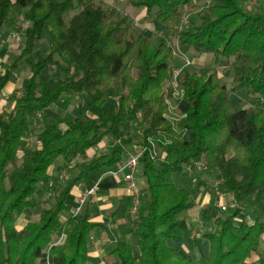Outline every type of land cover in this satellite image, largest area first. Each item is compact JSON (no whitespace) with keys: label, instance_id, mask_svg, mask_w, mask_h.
Returning <instances> with one entry per match:
<instances>
[{"label":"trees","instance_id":"16d2710c","mask_svg":"<svg viewBox=\"0 0 264 264\" xmlns=\"http://www.w3.org/2000/svg\"><path fill=\"white\" fill-rule=\"evenodd\" d=\"M120 1L144 11L179 46L222 58L225 67L193 62L198 71H181L172 97L173 55L161 34L132 33L128 17L113 16L99 0H0V34L14 14L28 22L17 31L19 55L0 62V92L21 66L30 74L12 114H0V264H37L43 257L48 264H87L91 234L105 224L92 221L88 205L71 216L67 201L77 185L124 163L123 151L113 146L114 129L135 125L141 127L134 141L141 152L140 197L136 222L127 218L138 253L118 241L108 264H264V0ZM193 12L196 20L184 24ZM44 38L48 52L40 54L36 47ZM49 66L57 69L52 83L39 79ZM227 69L230 88L222 81ZM111 89L117 97L112 117L100 110L48 123L41 115L74 95L100 109ZM235 91L253 96L254 106L235 110L229 100ZM58 159L68 175L55 189L49 170ZM197 172L216 174L234 206L225 216L211 203L201 209L208 251L193 259L173 247L188 231L179 216L195 206L173 176ZM9 174L14 178L6 187ZM41 191L53 193L47 207L37 220L18 226ZM62 213H68L63 221Z\"/></svg>","mask_w":264,"mask_h":264},{"label":"rangeland","instance_id":"374dc122","mask_svg":"<svg viewBox=\"0 0 264 264\" xmlns=\"http://www.w3.org/2000/svg\"><path fill=\"white\" fill-rule=\"evenodd\" d=\"M84 0H81V2H83ZM120 0H116L113 2H118ZM102 3V2H101ZM106 7L108 8L109 11H111L113 13V16H115L116 14H122L124 16H127L128 19L131 21L130 25L132 26V33L137 34L139 32H142L141 27L136 26L137 22L136 20H132L130 19V16H128V14H126L125 9H126V5L122 2L121 3H116L113 6H110L108 3H106L105 1L103 2ZM131 9V8H128ZM133 10V9H131ZM72 14V13H71ZM70 14V15H71ZM193 18L192 17H186V15L183 17V23L186 24L187 22H189L190 20H196L195 19V14L196 12H193ZM13 17H15V19L12 21L11 24H9L8 26H6L5 28V32H1L0 37L1 39L6 38V36L10 33V31H12L13 29H15V31H19L20 28L22 29L23 26H21L22 22L25 24H28L27 21H24V17L22 13H17L16 15L14 14ZM20 17H22V22L20 21ZM140 20H138L139 23ZM21 26V27H20ZM156 28H160L162 29L161 31H163V27L160 26L159 24L155 23ZM148 30V29H147ZM146 35H152V31L150 32L145 31ZM161 34L166 41V45L169 48V50L172 52V60H171V67H170V72H169V83L171 81V79H173V72L176 71L178 73H180L181 71L188 69L189 71L191 69H193L194 71H198V67H196L197 65H202V64H212V65H218L219 69H222L223 67H225V60L222 58H213L211 56H207V55H203V56H196L194 54L193 51L191 50H186L184 47L179 46L176 39L171 38L169 35V32L164 31L159 33ZM5 40V39H4ZM48 39L44 38L39 45L36 47V49L38 50V53L40 54H45L46 52H48ZM15 44V43H13ZM10 44L8 47H10V49L8 51H6L5 49L2 50L1 54H0V60H4L5 56H7L5 58V61L7 60L8 63H11L12 61H14V59L19 55L20 50L16 47L13 48ZM16 45V44H15ZM1 47H0V51H1ZM43 52V53H42ZM3 53V54H2ZM195 63V65H192V63ZM63 64V63H62ZM54 67H48L46 72H43L40 76L39 79L40 80H44L48 83H52L55 79L54 75ZM220 71V70H219ZM4 70L1 68L0 69V74L3 73ZM26 73L27 70L22 66L18 71H16L14 73V77L17 74V77L21 80H23L26 77ZM220 75V74H219ZM177 78L179 77V75H176ZM222 81L224 82V84H227L228 88H230L232 85L231 83V71L230 70H224L222 73ZM168 83V84H169ZM169 86V85H168ZM167 87V85H166ZM229 100L232 104V106L235 108V110H242V109H251L254 104H255V99L253 96H247L243 91H235L234 93H230L229 95ZM64 100L62 99L58 104H59V109L57 110L56 108V114L55 116L52 115L50 112H46L45 113V121L48 123H56L57 121H60L63 117H68V116H72L78 113H83L89 116H94L95 114H97L100 110H104L106 112H108L109 116L112 117L115 110H116V101H117V97L115 96V91L113 89L109 90L107 93V97H106V103L103 107H101L100 109L95 107V106H90L87 107V104L85 101L81 102L80 101V105L78 107V111L76 110V106L73 105L74 104V99H69L68 104L66 105L64 102ZM134 131V132H132ZM130 132V135H132V141H137L139 135H137V133H139L141 131V127L139 125H135L133 126V130ZM115 132V137H116V141H112L114 142L113 146L117 147V148H121L124 146V140L126 139V137L129 135L128 131H117V129H114ZM136 135V136H135ZM124 137V138H123ZM63 161L61 159L56 160V162L54 163L55 165H62ZM72 173H75L76 170L72 169L71 171ZM198 174H194L195 176H191L192 173H190L188 176H181V175H174L173 176V180L174 183L176 184V186L180 187V188H184L187 189L191 195V197L193 198V200H195V206L190 209L189 211L183 212L179 218L184 220L187 223L188 226V231L184 233L183 238H182V242L178 245H173V247L178 250L179 252H181L182 254L189 256L191 258H195L192 251L197 249V252L199 254V257L203 258L208 251V245H207V241L205 240V238L202 236L207 230H203L200 231L198 229V225L197 224H193L191 222V216H199L200 211L202 209L203 206V202L201 201L202 198L207 197V195L209 196V198L211 199V204H213L214 209L222 216L228 215L231 213V208H228L226 205L225 206V200L223 201V199H225V196L228 194L223 193L220 190V187L217 186V183H219L216 180V174L212 173V172H197ZM14 178L13 174H9L5 180V185L6 187L10 186V183L12 182ZM63 181V180H62ZM137 185L141 184V180L139 179L138 174H136V179H135ZM55 194V192H54ZM223 196L222 198H217V201H220L222 206L227 207L225 211H221L220 208H218L217 206H215V201H216V197H220ZM73 205V200L72 198L68 199L67 201V206L68 209L69 207H72ZM39 213V208L34 207L28 211H26L24 214L27 215V217L25 218V222H33L36 219V217H34L35 215H37ZM258 216L257 213H254L251 215L250 217V221L255 219V217ZM68 217V213H62L60 215V219L63 221ZM207 228V227H206ZM215 226L212 228L214 229ZM191 233H195L197 234L196 240H192L190 238ZM119 242L121 243H126L129 244L131 246V249L133 251L134 254L138 253V249H137V240H136V236L133 232L129 233L127 235V238L125 237H121V239H119ZM91 259L88 260L87 264H92V261H90Z\"/></svg>","mask_w":264,"mask_h":264},{"label":"crops","instance_id":"0c3cea01","mask_svg":"<svg viewBox=\"0 0 264 264\" xmlns=\"http://www.w3.org/2000/svg\"><path fill=\"white\" fill-rule=\"evenodd\" d=\"M99 1H102V2L105 1L110 6H113L116 3H119V4L121 3V5H122V2H123V1L112 2L110 0H99ZM125 12H126V14H128V16H130V19L140 20L139 23H138V20H136V22H137L136 26L141 27L142 31H148V30L150 32L152 31V35L156 34V33L159 34V33L163 32V31H161L162 29L156 28L155 24L149 23V21L145 19L144 11L136 12L135 10H131V9H128L126 7ZM2 32H5V29L2 30ZM4 39L6 40V44L1 47L2 49L0 51V54H1L3 49H5L6 51H8L10 49V47H8V46L10 45L11 42L8 39V35ZM15 44H13L11 46L13 48H16V47L18 48V42ZM48 45H49V43H48ZM6 57L7 56H5V58ZM5 58H4V60H0V62L5 61ZM6 63H8L7 60H6ZM46 70H45V72H46ZM56 71H57V69L55 68L54 69L55 75H56ZM55 75H54V77H55ZM29 76H30V74L27 71L26 77L23 80L22 79L20 80L16 74L15 77L13 76L12 80L5 87V89H3L0 92V114H2L4 116V118L7 119L12 114V109L14 107V100L19 97L20 91L23 87V84L29 78ZM70 98L74 99L73 105L76 106L77 111H78V107L80 105V101L81 102L85 101L84 97L82 95H74V96H69V97L64 98L63 102L66 105H69L68 102H69ZM56 108H57V110L60 108L59 104L52 106L48 109V111L43 112L41 114L42 117H44V119H45V113L46 112H50L52 115L55 116L56 114H54V113H56ZM75 115H77V114H75ZM68 117H66V118H68ZM64 119H65V117H63L61 120H64ZM132 130L133 129L131 128V131ZM119 131L120 130H118V132ZM129 132H130V130L128 131V133ZM132 132H134V131H132ZM130 134L131 133H129V135L124 140V146L120 148L123 151V154L125 156V160L127 159V157L134 155L136 153V146H135L134 142L132 141V137H131L132 135H130ZM116 140L117 139L115 137V141ZM109 148H111V147L100 149L98 151V154L107 153ZM22 156H23V154L20 153L19 159H21ZM74 167H75V164L72 163L71 168H74ZM65 168H66V165L63 162L62 165H55V166L53 165L49 170V172L52 176V183H53L55 189H58L59 185L62 182V176L61 175H62V172L65 171ZM116 168H118V167H116ZM116 168H113L109 171H114ZM67 175H68V173H67ZM66 178H67V176H66ZM98 178H99V181H98L96 190L92 196H90L86 199L84 206L88 205L90 215L92 217V221L94 223L105 224V227L104 228H97L91 234V238H90V242H89V249H88V260L91 259L90 261H92V264H96L97 257L100 256V257H103L105 263L108 264V262L111 259V258H109V252L112 250V247L114 246V244H116L119 241V239H121V237L127 238V235L132 232L131 225L128 222V218H127L128 209H129V202H128V197L126 195V192L124 190V185H123V181H122V174L112 175V174H108L105 172V173L100 174L97 177L93 176L91 182H89L85 185H80V184L77 185L73 189V192H72L71 196L69 197V199L72 198V200H73L72 207H74L76 204V199L81 197L83 195L84 191L87 188H89L93 183H95ZM135 179H136V175H135ZM52 194L53 193L48 194L47 192L41 191L36 196L35 202L38 204L37 208H39V213L34 216V217H36V219L39 218L41 210L43 208L47 207V204L49 203L48 202L49 201V195L52 196ZM224 200L226 202L225 206L231 203V197L229 195H226L225 199H223V201ZM201 201L203 202L202 208L211 203V199L209 198L208 195H207V197L202 198ZM72 207H69V209H71ZM26 217H27V215H24V217L20 219L18 226H22V225H24V223H27V222H25ZM198 217L199 216H196V215L191 216V222L193 224H197L198 229L200 231H202V229L204 230L205 228L201 226V224L198 220ZM193 234H194V237L192 238ZM196 237H197V234L191 233L190 238L192 240L195 241ZM192 253L195 257L194 259L201 258V257H199L197 249L195 251L193 250ZM260 254L264 255V235H262V237H261ZM37 264H46L45 258L43 257L41 260L38 261Z\"/></svg>","mask_w":264,"mask_h":264},{"label":"built area","instance_id":"2783aa9c","mask_svg":"<svg viewBox=\"0 0 264 264\" xmlns=\"http://www.w3.org/2000/svg\"><path fill=\"white\" fill-rule=\"evenodd\" d=\"M20 20L22 22V17H20ZM26 24L22 22L21 26H25ZM18 38H19V34L17 33V31L12 30L10 31V33L8 34V39L11 42L10 44L13 43H17L18 42ZM6 44V40L1 39L0 37V47L4 46ZM1 69V66H0ZM177 74H179L178 72L174 71L173 72V79H171L169 86L172 88V97H176L178 96V91H177ZM166 104L169 105V102L166 101ZM139 117V116H138ZM36 118H40V114L37 115ZM28 149H32L34 142L32 139H28ZM152 149H154L153 145H150ZM143 151V150H141ZM153 151V150H152ZM154 153V152H153ZM141 155V152H136L134 155H131L129 157H127V159L124 161L123 164H121L118 168H116L114 171H108L106 173L108 174H112V175H118V174H122V181H123V185H124V190L126 192L127 197L130 200V205H129V209H128V216H129V220L131 222H136L137 218H138V207H139V197H140V192H139V187L135 181V174L138 172L139 170V157ZM155 155H152V158ZM189 175V174H188ZM62 178L65 179L66 178V173L62 172ZM99 178L97 179V181L95 183H93L89 188H87L83 195L79 198L76 199V204L74 207H72L70 209V215L75 217L77 216L82 207L84 206L86 199L90 196H92L96 190L97 184H98ZM223 196L220 197H216V201H215V206H217L218 208H220L221 211H225L226 208H233V204L230 203L228 204L227 207L222 206L220 201H217V198H222ZM194 237V234L192 235V238ZM59 241H57V243H59ZM46 264H48V262H46ZM96 264H106L103 257H97V262Z\"/></svg>","mask_w":264,"mask_h":264}]
</instances>
